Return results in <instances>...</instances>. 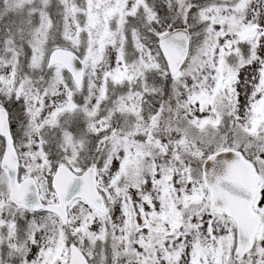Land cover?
<instances>
[{
	"label": "snow or ice",
	"instance_id": "obj_1",
	"mask_svg": "<svg viewBox=\"0 0 264 264\" xmlns=\"http://www.w3.org/2000/svg\"><path fill=\"white\" fill-rule=\"evenodd\" d=\"M0 264H264V0H0Z\"/></svg>",
	"mask_w": 264,
	"mask_h": 264
}]
</instances>
